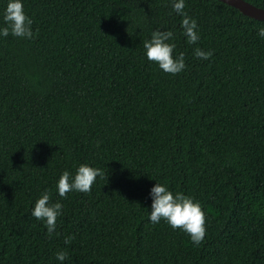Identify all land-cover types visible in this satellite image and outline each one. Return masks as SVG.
<instances>
[{
    "label": "trees",
    "instance_id": "1",
    "mask_svg": "<svg viewBox=\"0 0 264 264\" xmlns=\"http://www.w3.org/2000/svg\"><path fill=\"white\" fill-rule=\"evenodd\" d=\"M24 6L33 35L0 37V264H264V19L185 0L188 43L170 0ZM154 28L173 31L181 72L145 57ZM81 162L103 175L59 196L60 171ZM155 179L201 202L199 244L148 221ZM44 189L63 205L52 234L31 215Z\"/></svg>",
    "mask_w": 264,
    "mask_h": 264
},
{
    "label": "clouds",
    "instance_id": "2",
    "mask_svg": "<svg viewBox=\"0 0 264 264\" xmlns=\"http://www.w3.org/2000/svg\"><path fill=\"white\" fill-rule=\"evenodd\" d=\"M171 7L180 14V26L188 43H195L200 39L198 25L194 17L184 12L185 0H170ZM0 37L11 33L18 37L33 35L32 19L25 11L24 0H0ZM258 35L264 37V26L257 29ZM171 29H152L149 38L143 40L144 55L149 61L167 73H179L185 68L184 52L175 53L176 47ZM195 56L207 59L212 50L200 47L193 49ZM101 168L87 162L76 165L75 171L68 168L60 171L55 182L56 192L64 197L72 190L88 192L98 176H102ZM150 205L147 211L148 221L158 223L166 221L173 229L179 228L188 234L194 244H199L205 235L206 214L201 202L183 191L174 190L166 182L155 179L148 192ZM63 205L60 200L50 201L48 189H44L35 199L31 207V215L46 225L48 234L56 230V219L61 214ZM72 234L64 236V243L68 244ZM68 256L65 248L55 251L58 261H64Z\"/></svg>",
    "mask_w": 264,
    "mask_h": 264
},
{
    "label": "water",
    "instance_id": "3",
    "mask_svg": "<svg viewBox=\"0 0 264 264\" xmlns=\"http://www.w3.org/2000/svg\"><path fill=\"white\" fill-rule=\"evenodd\" d=\"M239 8L243 13L257 19H264V7L258 6L249 0H222Z\"/></svg>",
    "mask_w": 264,
    "mask_h": 264
}]
</instances>
